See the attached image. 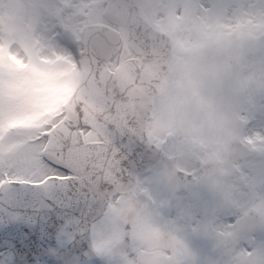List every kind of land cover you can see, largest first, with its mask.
Masks as SVG:
<instances>
[{
	"label": "snow or ice",
	"instance_id": "snow-or-ice-1",
	"mask_svg": "<svg viewBox=\"0 0 264 264\" xmlns=\"http://www.w3.org/2000/svg\"><path fill=\"white\" fill-rule=\"evenodd\" d=\"M0 264H264V0H0Z\"/></svg>",
	"mask_w": 264,
	"mask_h": 264
}]
</instances>
